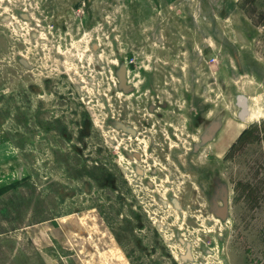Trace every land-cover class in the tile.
I'll use <instances>...</instances> for the list:
<instances>
[{
  "label": "rangeland",
  "instance_id": "rangeland-1",
  "mask_svg": "<svg viewBox=\"0 0 264 264\" xmlns=\"http://www.w3.org/2000/svg\"><path fill=\"white\" fill-rule=\"evenodd\" d=\"M0 264H264V0H0Z\"/></svg>",
  "mask_w": 264,
  "mask_h": 264
}]
</instances>
